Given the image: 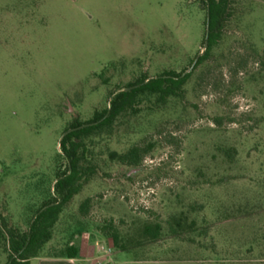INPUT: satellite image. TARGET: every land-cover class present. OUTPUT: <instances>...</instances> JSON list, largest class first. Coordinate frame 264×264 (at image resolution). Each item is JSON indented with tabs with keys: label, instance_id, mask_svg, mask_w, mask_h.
Wrapping results in <instances>:
<instances>
[{
	"label": "rangeland",
	"instance_id": "rangeland-1",
	"mask_svg": "<svg viewBox=\"0 0 264 264\" xmlns=\"http://www.w3.org/2000/svg\"><path fill=\"white\" fill-rule=\"evenodd\" d=\"M228 1L221 38L195 68L202 0H0V264L10 253L4 223L26 231L54 198L71 124L165 71L191 72L184 98L143 93L84 138L88 181L41 253L83 237L112 249L95 264H264V0ZM136 145L140 165L112 158ZM184 215L195 229L173 234L172 218ZM144 222L162 224L156 241H140Z\"/></svg>",
	"mask_w": 264,
	"mask_h": 264
},
{
	"label": "trees",
	"instance_id": "trees-1",
	"mask_svg": "<svg viewBox=\"0 0 264 264\" xmlns=\"http://www.w3.org/2000/svg\"><path fill=\"white\" fill-rule=\"evenodd\" d=\"M207 16L209 15L208 47L196 62L195 68L201 65L221 38L225 21L229 14L228 0H202ZM206 16V25H207ZM262 67H264V52ZM191 76V72L165 71L157 77L144 78L130 84L127 89L113 94L110 107L102 113L96 114L95 118L87 122H74L60 141V149L68 162L66 170L57 175L54 185V198L46 201L33 217L28 230L8 226L4 223L7 244L9 247V259L7 264H30V260L39 256L44 246L52 238V230L60 218L63 208L75 195H77L87 183V168L83 164L86 144L84 138L94 131L112 124L123 112L134 108L139 103L143 93L157 94L159 99L165 101L170 96L184 98L183 86ZM218 123L221 117L214 118ZM146 153L141 146L136 145L127 152L113 154V159H118L122 164L138 166L141 164ZM91 197L86 198L80 205V213L86 216L89 213ZM187 217L174 216L170 222V231L179 234L182 231L194 230L195 222L188 224ZM108 233L114 241V245L122 251L128 250V242L120 240L119 232L111 228ZM140 241H156L163 231L159 222H144L137 228ZM130 243V242H129ZM141 244V243H140ZM63 257L77 258L79 248L69 244L61 253Z\"/></svg>",
	"mask_w": 264,
	"mask_h": 264
},
{
	"label": "crops",
	"instance_id": "crops-1",
	"mask_svg": "<svg viewBox=\"0 0 264 264\" xmlns=\"http://www.w3.org/2000/svg\"><path fill=\"white\" fill-rule=\"evenodd\" d=\"M72 245H76L79 248V256L77 258L63 257L60 253L45 254L40 253L39 256L30 260V264H95L96 261L102 256L98 255L94 242H91L89 238H81L76 244L71 242ZM92 248L89 252L88 250Z\"/></svg>",
	"mask_w": 264,
	"mask_h": 264
},
{
	"label": "built area",
	"instance_id": "built-area-1",
	"mask_svg": "<svg viewBox=\"0 0 264 264\" xmlns=\"http://www.w3.org/2000/svg\"><path fill=\"white\" fill-rule=\"evenodd\" d=\"M96 251L98 252V253H102V254H104L103 256H105L106 257V253H107V256H111L112 255V253H111V251H112V249L110 248V247H108L106 244H97L96 245Z\"/></svg>",
	"mask_w": 264,
	"mask_h": 264
},
{
	"label": "water",
	"instance_id": "water-1",
	"mask_svg": "<svg viewBox=\"0 0 264 264\" xmlns=\"http://www.w3.org/2000/svg\"><path fill=\"white\" fill-rule=\"evenodd\" d=\"M208 36H209V15L207 16V30H206V42H205V49L208 47ZM197 59L195 60L194 64L196 63ZM66 132L65 134H67ZM64 134V135H65Z\"/></svg>",
	"mask_w": 264,
	"mask_h": 264
}]
</instances>
